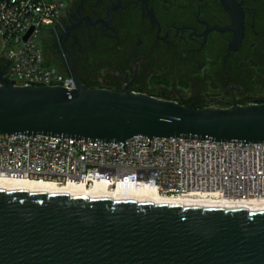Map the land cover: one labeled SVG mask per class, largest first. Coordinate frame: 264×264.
<instances>
[{
    "label": "water",
    "instance_id": "1",
    "mask_svg": "<svg viewBox=\"0 0 264 264\" xmlns=\"http://www.w3.org/2000/svg\"><path fill=\"white\" fill-rule=\"evenodd\" d=\"M6 69L0 134L123 142L124 153L135 136L149 138L145 147L152 138L264 143V104L195 109L78 81L13 87ZM0 264H264V210L0 190Z\"/></svg>",
    "mask_w": 264,
    "mask_h": 264
},
{
    "label": "flooded vegetation",
    "instance_id": "2",
    "mask_svg": "<svg viewBox=\"0 0 264 264\" xmlns=\"http://www.w3.org/2000/svg\"><path fill=\"white\" fill-rule=\"evenodd\" d=\"M40 46L88 89L264 104V0H68Z\"/></svg>",
    "mask_w": 264,
    "mask_h": 264
},
{
    "label": "built area",
    "instance_id": "3",
    "mask_svg": "<svg viewBox=\"0 0 264 264\" xmlns=\"http://www.w3.org/2000/svg\"><path fill=\"white\" fill-rule=\"evenodd\" d=\"M66 2L0 0V42L7 47L4 60L10 61L3 77L13 87L75 90L69 75L46 63L40 46L41 33ZM148 144L149 138L132 137L124 153L123 142L0 134V179L149 188L168 198L264 200V143L152 138Z\"/></svg>",
    "mask_w": 264,
    "mask_h": 264
},
{
    "label": "bare ground",
    "instance_id": "4",
    "mask_svg": "<svg viewBox=\"0 0 264 264\" xmlns=\"http://www.w3.org/2000/svg\"><path fill=\"white\" fill-rule=\"evenodd\" d=\"M28 190L30 192L64 193L68 196H86L88 198H112L118 201L151 202L152 204L180 205L185 208H219L224 210H264V200L228 202L208 197H162L152 189L117 188L107 189L100 183L90 187L79 184L56 186L48 183L12 181L0 179V190Z\"/></svg>",
    "mask_w": 264,
    "mask_h": 264
},
{
    "label": "rangeland",
    "instance_id": "5",
    "mask_svg": "<svg viewBox=\"0 0 264 264\" xmlns=\"http://www.w3.org/2000/svg\"><path fill=\"white\" fill-rule=\"evenodd\" d=\"M68 1V0H67ZM6 55H7V47L6 46H4L1 42H0V61H2V60H4V59H6L7 57H6ZM45 60H46V63L48 64V65H52V62L50 61V58L49 57H47L46 56V58H45ZM136 94H138V93H136ZM150 96H154V97H156L157 99H171V98H175L176 96L175 95H173V96H167V97H161V96H159V95H157V94H150ZM220 96V95H219ZM187 98H188V96H187ZM216 98H218V96H217V94L216 93H214V92H210L209 93V95L208 96H206V98H203L202 100L203 101H201V103L200 104H202V105H204V106H206V105H213V104H215V105H217L218 104V102H220V99L221 98H218V99H216ZM187 100H190V99H187ZM223 101V100H222ZM228 101V100H227Z\"/></svg>",
    "mask_w": 264,
    "mask_h": 264
}]
</instances>
